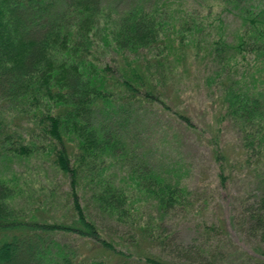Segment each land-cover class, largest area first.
<instances>
[{"label": "trees", "instance_id": "obj_1", "mask_svg": "<svg viewBox=\"0 0 264 264\" xmlns=\"http://www.w3.org/2000/svg\"><path fill=\"white\" fill-rule=\"evenodd\" d=\"M190 1L0 0V264H110L123 253L103 234L104 219L127 226L132 239L163 243L164 215L190 206L191 192L173 160L138 149L131 126L155 109L206 131L183 100L191 76L214 94L206 142L219 186L230 170L223 121L240 132L245 165L263 169L245 214L264 238V0ZM31 157L49 165V181L67 185L55 219L9 212L21 191L8 167ZM146 206L153 219L143 218ZM56 234L105 255L78 254ZM151 255L138 258L169 264Z\"/></svg>", "mask_w": 264, "mask_h": 264}, {"label": "rangeland", "instance_id": "obj_2", "mask_svg": "<svg viewBox=\"0 0 264 264\" xmlns=\"http://www.w3.org/2000/svg\"><path fill=\"white\" fill-rule=\"evenodd\" d=\"M225 21L229 28L237 23L231 16ZM191 78L193 80L185 82L183 100L192 106V114L206 131L195 133L184 129L170 116L153 109L152 113L138 115L130 132L132 141L151 161L161 158L163 164L175 162L191 192V205L164 215L158 232L162 237H168L161 244L138 240L137 236L132 239L127 226L102 220L103 234L123 253L117 257L111 255L110 264H146L138 256L151 254L169 264H241L246 255L251 264H261L262 258L257 251L264 250V238L250 232L251 223L245 208L263 185V169L245 165L240 132L232 123L223 121L220 146L226 153L230 170L225 189L219 186L206 142L208 125L215 111L214 94L204 88L199 77ZM11 165L18 176L16 184L21 194L15 199L10 213L18 217L30 214L39 221H49L63 213L62 198L67 185L64 179L49 181V165L45 161L33 157L14 158L8 168ZM2 166L0 162L1 172ZM53 179L51 176L50 180ZM155 215L152 206L144 207V219H153ZM40 234L41 244H48L49 249V234ZM53 238L81 255H105L96 245L73 234H56ZM182 247L188 249V256L179 252Z\"/></svg>", "mask_w": 264, "mask_h": 264}]
</instances>
